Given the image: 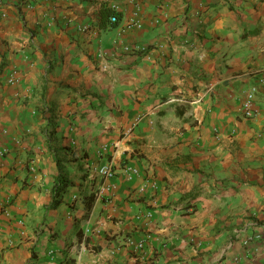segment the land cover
Listing matches in <instances>:
<instances>
[{"label": "crops", "instance_id": "1", "mask_svg": "<svg viewBox=\"0 0 264 264\" xmlns=\"http://www.w3.org/2000/svg\"><path fill=\"white\" fill-rule=\"evenodd\" d=\"M0 264H264V0H0Z\"/></svg>", "mask_w": 264, "mask_h": 264}, {"label": "built area", "instance_id": "2", "mask_svg": "<svg viewBox=\"0 0 264 264\" xmlns=\"http://www.w3.org/2000/svg\"><path fill=\"white\" fill-rule=\"evenodd\" d=\"M4 16V15H3ZM118 22V18L116 16H111L110 18V23L111 24H116ZM132 26H138V24H130L127 28H131ZM139 27V26H138ZM125 51H134V52H142L145 49H140V48H124ZM108 68L107 64H103L101 66L102 70H106ZM18 82V77H17V71H13L11 73V75L8 78V84L10 85H15ZM256 89L253 88L251 89V91H249L246 95V98L244 99L243 102V114L244 117L246 118H251L253 116V102H254V95H255ZM96 173L97 175H99L100 177H102L103 179H112L115 177V171L113 170V168L109 165H103L100 166L99 168L96 169ZM124 173L132 176L135 175L137 173V171L135 169H130L127 168L124 170ZM115 189V185L113 184H107V185H103L100 189H99V193L103 194V193H112ZM259 238V237H256ZM252 242V238H248L247 240L244 241L245 245H250ZM139 247H141L142 245L139 244Z\"/></svg>", "mask_w": 264, "mask_h": 264}, {"label": "trees", "instance_id": "3", "mask_svg": "<svg viewBox=\"0 0 264 264\" xmlns=\"http://www.w3.org/2000/svg\"><path fill=\"white\" fill-rule=\"evenodd\" d=\"M110 16H116L118 18L119 13L115 11H110ZM69 183L63 175H59L56 179V184L53 190V199L49 208H56L62 202L63 194L66 192ZM90 207V205H89Z\"/></svg>", "mask_w": 264, "mask_h": 264}]
</instances>
